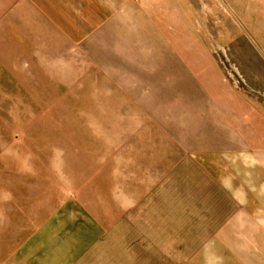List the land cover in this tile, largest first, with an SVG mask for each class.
Wrapping results in <instances>:
<instances>
[{
  "label": "crops",
  "instance_id": "obj_1",
  "mask_svg": "<svg viewBox=\"0 0 264 264\" xmlns=\"http://www.w3.org/2000/svg\"><path fill=\"white\" fill-rule=\"evenodd\" d=\"M229 4L0 0V264H264V0L256 61Z\"/></svg>",
  "mask_w": 264,
  "mask_h": 264
},
{
  "label": "rangeland",
  "instance_id": "obj_2",
  "mask_svg": "<svg viewBox=\"0 0 264 264\" xmlns=\"http://www.w3.org/2000/svg\"><path fill=\"white\" fill-rule=\"evenodd\" d=\"M231 7L232 16H233V22L234 24H240L242 33L238 35V40L244 45V55L249 56L252 58L254 56V60H257V54L255 53L256 50H260V48L257 47V37H256V30H257V16L255 8L253 10L254 16L253 20L249 17V11L246 9L248 7V3H254L255 0H244V6L238 2L237 0H226ZM223 6V5H222ZM210 9V8H209ZM213 22L210 25V31L216 34L212 37V40H210L217 48V50H220V47H226L225 42L230 45L231 51L229 54L224 53L225 49L221 48L223 52H219V56L222 59V62L225 64L226 68L228 69V73L233 76L235 79L240 81L239 79L240 74L237 72V70L234 69L233 65L235 64L234 58L232 55H234L235 51H237V42L235 39V30L236 28L232 26L231 22H229L227 19L223 22H220L218 19L212 17ZM238 23H237V22ZM233 27V28H232ZM203 32H208V30H205L204 27L201 28ZM220 31V32H218ZM204 32V33H205ZM225 41V42H224ZM253 46V47H252ZM235 57V56H234ZM253 59V58H252ZM259 60V59H258ZM238 87H242L244 89L247 88L244 84H238Z\"/></svg>",
  "mask_w": 264,
  "mask_h": 264
}]
</instances>
